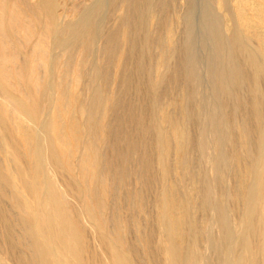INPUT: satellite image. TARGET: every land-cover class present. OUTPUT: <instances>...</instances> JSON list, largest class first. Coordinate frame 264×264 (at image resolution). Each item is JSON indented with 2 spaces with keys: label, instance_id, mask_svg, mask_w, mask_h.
Masks as SVG:
<instances>
[{
  "label": "rangeland",
  "instance_id": "1",
  "mask_svg": "<svg viewBox=\"0 0 264 264\" xmlns=\"http://www.w3.org/2000/svg\"><path fill=\"white\" fill-rule=\"evenodd\" d=\"M261 33L264 0H0V264H264Z\"/></svg>",
  "mask_w": 264,
  "mask_h": 264
},
{
  "label": "bare ground",
  "instance_id": "2",
  "mask_svg": "<svg viewBox=\"0 0 264 264\" xmlns=\"http://www.w3.org/2000/svg\"><path fill=\"white\" fill-rule=\"evenodd\" d=\"M39 1V0H38ZM42 2V1H41ZM37 4V3H36ZM38 6V5H37ZM36 6V7H37ZM39 10V9H38ZM41 12H42V10H41ZM46 12V11H45ZM35 14V13H34ZM41 14V13H40ZM43 15V14H42ZM48 16V15H47ZM36 17H39V16H36ZM41 19V18H40ZM43 20V19H42ZM127 21V20H126ZM122 23V22H121ZM89 24H91V23H89ZM123 24V23H122ZM87 27V26H86ZM88 28V27H87ZM122 28H124V27H122ZM86 29V28H85ZM83 31H85V30H83ZM123 31V30H122ZM259 32V31H258ZM121 33V32H120ZM119 33V34H120ZM262 34V33H261ZM264 34V33H263ZM262 34V35H263ZM127 35V34H126ZM110 37V36H109ZM123 37H125L124 36V31H123ZM264 37V36H263ZM83 38V37H82ZM260 38H262L261 37V35H260ZM85 39V38H84ZM109 39V38H108ZM124 41V40H123ZM32 46V45H31ZM79 46V45H78ZM83 51V50H82ZM82 51H80V52H82ZM5 53V52H4ZM49 58V57H48ZM3 59H4V57H3ZM81 59V58H80ZM67 63V62H66ZM42 64V63H41ZM80 64V63H79ZM14 65V64H13ZM2 66V65H1ZM65 66V65H64ZM68 66H69V64H68ZM67 68H69V67H67ZM39 78V77H38ZM40 79V78H39ZM38 81H40V80H38ZM64 89V88H63ZM68 90V89H67ZM63 91V90H62ZM61 91V94H62V99H66V98H68V96H67V91H66V89L64 90L65 92H62ZM69 91V90H68ZM67 93V94H66ZM70 93V92H69ZM60 94V95H61ZM77 94H78V92H77ZM4 95V94H3ZM73 95V94H72ZM69 96H70V94H69ZM75 96V95H74ZM1 97H3L2 96V94H1ZM71 97H73V96H71ZM4 98V97H3ZM6 98V97H5ZM60 98H61V96H60ZM77 98V97H76ZM0 99H2V98H0ZM8 99V98H7ZM61 99V100H62ZM73 99V98H72ZM71 99V100H72ZM74 99H75V97H74ZM176 99V98H175ZM60 100V101H61ZM69 100V99H68ZM178 100V98L175 100V102ZM9 101V100H8ZM7 101V102H8ZM11 101V100H10ZM9 101V102H10ZM4 102V101H3ZM8 102V103H9ZM62 102V101H61ZM60 102V103H61ZM65 102V101H64ZM64 102H62V103H64ZM71 102V101H70ZM6 103V102H5ZM67 103V102H66ZM66 103H64V104H62V105H65L63 108L64 109H62L63 111H65L64 113H66V111L68 110L67 109V106H68V103H67V105H66ZM10 105H13L12 103L10 104ZM17 105V104H16ZM61 105V106H62ZM7 106V105H6ZM14 106V105H13ZM9 107V106H8ZM15 107V106H14ZM57 107V106H56ZM76 107V106H75ZM10 108V107H9ZM69 108V107H68ZM12 109V108H11ZM104 110H105V108H104ZM11 111V110H10ZM9 111V112H10ZM18 110H14V114L16 113V115L18 114ZM70 112V111H69ZM76 112V111H75ZM12 112H10V114H11ZM23 113V112H22ZM57 113V112H56ZM71 113V112H70ZM69 113V114H70ZM77 113V112H76ZM76 113H74V114H76ZM20 114V113H19ZM66 114H68V113H66ZM65 114V115H66ZM68 114V115H69ZM73 114V113H72ZM163 115H165V114H163ZM75 116V115H74ZM168 116V115H167ZM70 117H72V116H70ZM21 118V117H20ZM90 118V117H89ZM19 119V117L16 119V120H18ZM101 119V118H100ZM168 119V118H167ZM170 119V118H169ZM21 120V119H20ZM70 120V119H69ZM97 120V119H96ZM174 120V119H173ZM172 120V121H173ZM169 121V120H168ZM22 122V121H21ZM72 122H73V120H72ZM77 122V121H76ZM90 122H91V120H90ZM98 122V121H97ZM103 122V121H102ZM173 122H175V121H173ZM172 122V124H171V121H169V124H171L172 125V127L174 128L175 126L174 125H176L177 124V122H175L176 124H174ZM16 123H19V122H16ZM95 123V122H94ZM99 123H101L100 121H99ZM21 124V123H20ZM29 124V123H28ZM168 124V125H169ZM88 125V124H87ZM101 125H103L102 123H101ZM170 125V126H171ZM21 126L22 127H24L22 124H21ZM19 124L17 125V128L19 129V133H21L22 135H23V137H24V139H25V142H26V144L28 145L27 147H30V149H27V150H31V145H33V142L34 141H32V136H30V133H29V131H27V130H25L24 128H22ZM71 126V125H70ZM75 126H76V124H75ZM89 126V125H88ZM178 126V125H177ZM26 127V126H25ZM59 127H60V125H59ZM165 127V126H164ZM97 129H98V127H96ZM172 128V129H173ZM76 129H77V127L75 128V130L74 131H76ZM91 129V128H90ZM89 129V130H90ZM100 129H101V127H100ZM176 129V128H175ZM174 129V130H175ZM78 130V129H77ZM88 130V131H89ZM74 131H73V133H74ZM176 131V130H175ZM59 132V135H57V134H55V135H57V137L59 136V140L62 142V144L65 146L66 145V143L68 142L69 143V141H67L66 142V139H65V137H64V135H63V131H58ZM57 132V133H58ZM78 132V131H77ZM76 132V133H77ZM98 132H99V130H98ZM97 132V133H98ZM174 132V131H173ZM247 132V131H246ZM20 134V135H21ZM66 134V133H65ZM172 135H173V133H171ZM182 134H183V132H182ZM181 134V135H182ZM175 135H177V132H176V134ZM175 135H173L174 137H175V139H176V136ZM179 135V134H178ZM91 136V135H90ZM35 137V136H34ZM56 137V138H57ZM76 137V136H75ZM74 137V138H75ZM77 137H78V135H77ZM76 137V138H77ZM178 137V136H177ZM180 137V136H179ZM54 138H55V136H54ZM67 139H68V137H66ZM88 138H89V140H90V137L88 136ZM36 138H34V140H35ZM79 139V138H78ZM69 140V139H68ZM151 140H152V138H151ZM177 140V139H176ZM178 140H179V138H178ZM242 140V139H241ZM77 140H75V142H76ZM181 141V140H180ZM58 142V141H57ZM82 142V141H81ZM91 142V141H90ZM87 143H89V142H87ZM93 143V142H92ZM176 144H177V141L175 142ZM181 143V142H180ZM60 144V143H59ZM85 144H86V142H85ZM35 145V144H34ZM61 145V144H60ZM88 145V144H87ZM87 145L85 146V147H87ZM1 146V145H0ZM68 146V145H67ZM67 146H66V149H68L67 148ZM90 146V145H89ZM93 146V145H92ZM180 146V145H179ZM179 146H177V147H179ZM33 147V146H32ZM59 147H62L63 148V146H59ZM70 147V146H69ZM61 148V149H62ZM88 148H90V147H88ZM87 148V149H88ZM66 149H64V151L66 150ZM84 150V149H83ZM70 151V150H69ZM30 152V151H29ZM66 152H67V150H66ZM65 152V153H66ZM92 152V151H91ZM176 152H177V150H176ZM180 152V151H179ZM178 152V153H179ZM84 153H86V152H84ZM84 153H83V155H84ZM90 152H87V154H89ZM177 153V154H178ZM180 154H182V153H180ZM66 155V154H65ZM92 155V154H91ZM90 155V156H91ZM95 154H93V156H94ZM69 156V155H68ZM86 156V155H85ZM89 156V157H90ZM179 156H181V155H179ZM97 157V156H96ZM70 158V157H69ZM87 158V157H86ZM97 158H99V156L97 157ZM235 158V157H234ZM239 158V157H238ZM237 158V159H238ZM91 159H92V157H91ZM94 159H95V157H94ZM110 159V158H109ZM81 160V159H80ZM85 160V159H84ZM30 161V160H29ZM89 161V160H88ZM91 161H94V160H91ZM239 161L241 162V160L239 159ZM238 161V162H239ZM32 162V161H31ZM30 162V163H31ZM80 162V161H79ZM86 162V161H85ZM97 162V161H96ZM81 163V162H80ZM82 163H83V159H82ZM98 163V162H97ZM243 164V163H242ZM89 165V164H88ZM80 166V165H79ZM91 166V165H90ZM240 166V165H239ZM243 167V166H242ZM82 168L84 169V170H86L87 171V169H89L88 168V166H87V164H83V166H82ZM167 169V168H166ZM241 169V168H240ZM244 169H245V167H244ZM80 170V169H79ZM82 170V169H81ZM93 170H94V168H93ZM13 171V170H12ZM89 171V170H88ZM246 171H247V169H246ZM194 172V171H193ZM237 172V171H236ZM235 172V182H234V185H233V189L232 190H234V196L236 197V199H239V197H241V192H242V185L245 183H243V175L241 174V172H237L236 173ZM81 173H83V172H81ZM89 173V172H88ZM85 174V173H84ZM94 173H92V175H93ZM197 174V173H196ZM176 175V174H175ZM81 176H83L82 174H81ZM85 176H87V175H84V177ZM224 176V175H223ZM172 177V176H171ZM195 177V176H194ZM193 177V178H194ZM86 178V177H85ZM87 178H89V177H87ZM123 178V177H122ZM84 179V178H83ZM90 179H92V178H89L88 180H90ZM87 180V179H86ZM120 180V179H119ZM90 182V181H89ZM88 182V183H89ZM233 182V181H232ZM85 183V182H84ZM104 183V182H103ZM178 184V183H177ZM88 185V184H87ZM101 185H103V184H101ZM105 186V185H104ZM244 186V185H243ZM84 187H85V185H84ZM167 188L165 189V191H164V193H163V195H162V199H161V202H160V217H159V221H161V223H162V219H167L168 221V224H169V226H170V230H171V232H172V234H173V242H172V248H171V254L172 255H175V253H177L178 252V243H179V245H180V243L182 242L183 243V240H184V238H185V233H186V228H185V225H186V213H185V210H184V202H183V199L182 198H180L179 196H177V194H175V193H177V191L176 192H174V190L172 189V187L171 188H168L169 186H166ZM86 188V187H85ZM104 189V188H103ZM121 189V188H120ZM153 189V188H152ZM193 189V188H192ZM176 190V189H175ZM87 192V191H86ZM191 192V191H190ZM192 192H193V190H192ZM61 193V192H60ZM193 193H195V192H193ZM193 193H191V195L193 194ZM233 193V192H232ZM63 194V193H62ZM62 197H63V195H62ZM131 197V196H130ZM64 198V197H63ZM67 199V198H66ZM189 199V198H188ZM198 199V198H197ZM235 199V200H236ZM63 201H65V200H63ZM69 201V200H68ZM89 201V200H88ZM130 201V200H129ZM236 201H238V200H236ZM187 203H188V200H187ZM200 203H201V201H200ZM67 204H68V202H67ZM130 205V204H129ZM64 206V205H63ZM67 206V205H66ZM67 209V208H66ZM190 209V208H189ZM239 210V209H238ZM187 211V210H186ZM70 212H71V210H70ZM76 212H77V210H76ZM129 212V211H128ZM133 213V212H132ZM188 213V212H187ZM55 215H56V213H55ZM196 221L198 220V219H195ZM117 221V220H116ZM189 221V220H188ZM77 222V221H76ZM192 222H194V221H192ZM143 223V222H142ZM201 223H202V220H201ZM117 225L119 224L118 223V221H117V223H116ZM193 224V223H192ZM195 224H198V221H197V223H195ZM201 225V224H200ZM146 226V225H145ZM189 226V225H188ZM194 226H196V225H193V228H194ZM196 228V227H195ZM195 228H194V230H195ZM21 229V228H20ZM117 229V228H116ZM144 229V228H143ZM201 230V229H200ZM116 231V234L117 235H119V230H115ZM196 231L198 232V230L196 229ZM201 232V231H200ZM98 234V233H97ZM196 234V233H195ZM104 236V235H103ZM120 236V235H119ZM119 236H117V237H119ZM199 237V236H198ZM202 237V236H201ZM24 239H26V238H24ZM25 242L27 243V241L25 240ZM79 242V241H78ZM146 244V243H145ZM199 244V243H198ZM197 244V245H198ZM76 245H77V242H76ZM75 245V246H76ZM80 245V244H79ZM80 246H83V245H80ZM79 246V247H80ZM32 249V248H31ZM78 249V248H77ZM78 252V251H77ZM78 254V253H77ZM80 254H82V253H80ZM80 254H79V256H80ZM104 255H106V254H104ZM32 256V255H31ZM81 256H83V255H81ZM89 257V256H88ZM90 257H91V255H90ZM97 257V256H96ZM105 257V256H104ZM23 258V257H22ZM34 258V257H33ZM32 259V258H31ZM88 259V258H87ZM89 260V259H88ZM102 260V259H101ZM100 260V261H101ZM84 261H85V259H84ZM87 261V260H86ZM259 261V260H258ZM91 262V261H90ZM110 262H112V260H110ZM25 263V262H24ZM113 263V262H112ZM32 264V263H31ZM37 264V263H36ZM93 264V263H92ZM96 264V263H95ZM129 264V263H128Z\"/></svg>",
  "mask_w": 264,
  "mask_h": 264
}]
</instances>
